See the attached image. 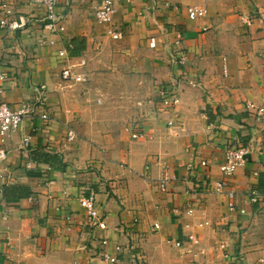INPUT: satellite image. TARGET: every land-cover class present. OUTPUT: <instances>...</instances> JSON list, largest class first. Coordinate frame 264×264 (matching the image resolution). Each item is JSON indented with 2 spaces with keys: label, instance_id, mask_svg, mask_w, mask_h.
<instances>
[{
  "label": "crops",
  "instance_id": "0c3cea01",
  "mask_svg": "<svg viewBox=\"0 0 264 264\" xmlns=\"http://www.w3.org/2000/svg\"><path fill=\"white\" fill-rule=\"evenodd\" d=\"M161 1L117 2L110 24L124 35L113 40L93 15L100 0H60L70 7L59 33L45 28L40 4L4 0L29 22L0 28L1 97L20 107L34 84L46 83L51 123L26 117L12 134L1 181L0 264H147L165 242L189 264H264V122L246 107L264 105V0H168L178 8L153 11ZM196 2H205L207 15L191 19L186 5ZM41 38L56 41L41 45ZM67 67L84 79L63 80ZM131 71L144 85L154 77L156 85L140 91L149 99L100 108L99 80L120 83ZM172 81L179 100L163 107L161 88ZM126 125L144 136L131 137ZM238 144L248 154L226 178L235 192L230 210L213 186L224 178L226 149ZM20 186L31 192L18 196ZM91 192L104 230L88 225L80 204ZM99 236L110 239L115 263L102 259Z\"/></svg>",
  "mask_w": 264,
  "mask_h": 264
},
{
  "label": "built area",
  "instance_id": "2783aa9c",
  "mask_svg": "<svg viewBox=\"0 0 264 264\" xmlns=\"http://www.w3.org/2000/svg\"><path fill=\"white\" fill-rule=\"evenodd\" d=\"M31 2L40 4L44 11V21L45 28L51 33H59L65 30V21L68 14V8L70 7V3L66 2L67 7L60 6V0H30ZM121 0H100L99 4L95 7L94 10V18L96 22L99 24H107V34L113 40L122 39L124 33L123 30L119 28H115L111 26L112 16L115 12L116 3ZM154 1V0H153ZM164 7V8H174L177 9L178 5L173 4L168 0H162L160 4L156 7L154 6L153 11H156V8ZM187 15L191 19H197L200 17H204L207 15V5L205 2H196L193 4L186 5ZM29 22V18L24 16L15 17L14 13H12L6 6L4 0H0V28L4 29H19L24 28ZM56 40L54 38H41L39 43H51L53 44ZM151 45L155 46L154 38H150ZM58 55L64 57L66 55L65 49H60L58 51ZM84 64V60L81 62ZM226 71V70H225ZM6 75L4 72L0 70V197L2 196V180L6 177L7 168L5 166V160L8 155L10 140L12 134L20 129L23 121L26 117L33 118L38 115L42 118L46 124V126L51 123V116L48 113L46 107V97L48 92V87L46 83H38L32 86V97L31 99L23 104L20 107L13 108L8 103H6L1 97V85L4 82ZM61 78L63 80H75L80 81L83 80L84 77L82 74H78L74 72L71 67L63 68L61 70ZM179 85L175 82H167L161 88V102L160 104L163 107H171L176 104L179 100ZM38 107H43V111L40 113H36L35 109ZM246 107L254 111V116L257 121L264 122V105H257L254 102H247ZM125 130L128 131L133 138H139L144 136L143 132H136L129 129V125L125 126ZM75 137V133L73 130H68L66 135L67 141H72ZM30 136H25L22 139L21 146L22 148L27 147L29 144ZM248 154V148L243 144H238L235 146H231L226 149L224 155V161L220 164V171L223 174L224 178L216 181L213 188L215 191L220 193H225L228 197V208L230 210H235V205L233 202L235 192L231 188L228 179V176H231L235 170L242 165ZM201 165L207 166V161L202 160ZM206 179V178H205ZM166 180L167 177H163L159 180V187L161 190L166 188ZM206 185L211 183V180L207 178L204 180ZM80 204L86 211L88 218V225L91 228H96L99 231L104 230L106 226L105 217L103 213L100 211L98 206L95 193L91 192L87 196L80 197ZM191 211V209H188ZM155 227H158L155 224ZM96 235V234H95ZM129 236L126 237L128 239ZM98 242L101 245L100 255L103 260L109 261L111 263H115L118 258L113 255L111 252V242L110 239L106 236H99ZM176 245H180V242L176 241ZM122 243H119L115 246L117 252L123 250Z\"/></svg>",
  "mask_w": 264,
  "mask_h": 264
},
{
  "label": "rangeland",
  "instance_id": "374dc122",
  "mask_svg": "<svg viewBox=\"0 0 264 264\" xmlns=\"http://www.w3.org/2000/svg\"><path fill=\"white\" fill-rule=\"evenodd\" d=\"M106 71V69H105ZM132 75L123 82H111L108 78L99 80L96 88H93L97 95L100 96L101 102L97 105L100 108H124L132 101L141 104V101H146L149 97H140V91L151 90L155 86L153 79L148 76L145 85L134 76L135 71H131ZM151 74V72H150ZM89 76L87 74V81ZM142 83V84H141ZM71 88L75 86L71 84ZM160 85V84H159ZM73 89V88H72ZM124 95V96H123ZM175 245V244H174ZM163 248L159 252L152 253V259H149L147 264H189L190 262L182 259L181 253H176L178 250L173 248V244L165 242ZM176 246V245H175ZM179 252V251H178Z\"/></svg>",
  "mask_w": 264,
  "mask_h": 264
},
{
  "label": "trees",
  "instance_id": "16d2710c",
  "mask_svg": "<svg viewBox=\"0 0 264 264\" xmlns=\"http://www.w3.org/2000/svg\"><path fill=\"white\" fill-rule=\"evenodd\" d=\"M5 187H6V186H3V188H2V193H3V191L5 190ZM18 188H19L18 196H19V195H22V196H24V195H28V194L31 192V190H30L29 188L25 187V186H20V187H18Z\"/></svg>",
  "mask_w": 264,
  "mask_h": 264
}]
</instances>
